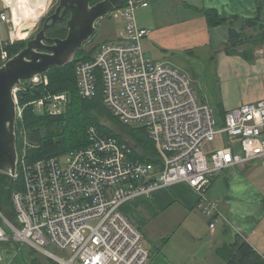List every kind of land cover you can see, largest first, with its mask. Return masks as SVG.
<instances>
[{"label": "built area", "instance_id": "1", "mask_svg": "<svg viewBox=\"0 0 264 264\" xmlns=\"http://www.w3.org/2000/svg\"><path fill=\"white\" fill-rule=\"evenodd\" d=\"M148 6L149 0H127L111 13L112 19H124L126 35L101 44L91 61L80 62L76 81L83 99L95 97L101 87L106 107L121 123L145 128L159 163L135 159L128 141L95 126L89 129V145L65 160L28 163L24 110L31 106L41 114H61L70 96L46 94L22 104L26 81L15 86L16 132L23 147L18 172L9 176L22 175L24 189L12 195L14 220L0 209V264L1 246L10 242L31 246L59 264H148L151 253L141 231L121 211L125 204L184 183L199 194L200 210L214 229L217 204L206 194L215 177L233 167L264 165V100L226 112L220 126L186 74L147 57L142 43L151 31L139 26L136 11ZM0 22L12 24L6 9ZM6 44L0 39V65L11 58ZM48 83L46 75L38 74L30 86ZM221 136L226 138L222 147L205 151ZM50 246L69 252L70 258L53 255Z\"/></svg>", "mask_w": 264, "mask_h": 264}, {"label": "crops", "instance_id": "2", "mask_svg": "<svg viewBox=\"0 0 264 264\" xmlns=\"http://www.w3.org/2000/svg\"><path fill=\"white\" fill-rule=\"evenodd\" d=\"M1 1L3 6L8 3ZM260 3L264 0H149L147 8L136 11L139 26L151 31L143 49L154 61L184 74L192 71L188 66L191 60L202 64L209 59L215 63L218 77L225 80L222 85L227 91L240 86L239 79L244 82L247 91L242 88L237 100L224 92V112L259 103L264 100V43L253 41L258 31L250 27L243 30V43L233 47L229 41L230 27L240 29L255 19ZM209 10L228 23L210 26L205 14ZM119 22L125 24L124 19ZM8 31L9 39L0 38L2 41H11L10 31L15 38L19 35L14 23ZM238 50L246 58L243 61ZM248 60L254 63L249 65ZM231 78L236 84L229 87ZM206 198L217 204L214 229L200 210L199 194L184 183L124 205V213L141 231L143 246L151 253L148 264H225L216 250L233 242L237 234L264 257V165L233 167L219 173Z\"/></svg>", "mask_w": 264, "mask_h": 264}, {"label": "trees", "instance_id": "3", "mask_svg": "<svg viewBox=\"0 0 264 264\" xmlns=\"http://www.w3.org/2000/svg\"><path fill=\"white\" fill-rule=\"evenodd\" d=\"M101 1L103 0H92L91 4L95 5ZM263 9L264 3H260L258 16L255 19L245 22L240 29H237L236 26L230 27L229 43L233 47L244 42L245 38H243L242 33L246 27L257 29L258 35L253 41L264 43ZM205 14L209 25L212 27L228 23V20L221 18L216 11L209 10ZM67 33L65 24H58L48 30L49 37L60 39L66 38ZM27 42L28 40L8 41L4 49L10 57H13L26 47ZM96 50L97 48L90 52H85L83 48L79 51L82 53L80 58L76 56L75 60L69 65L55 67L46 74L49 79L48 85L28 86L21 93L22 104L46 94L67 92L70 96L68 107L61 114H41L31 106L24 110V128L29 140L28 145L25 146L28 163L62 156L88 146L90 142L89 129L92 126L97 127L100 133L114 136L121 141H128L134 151L135 159L154 165L159 163L157 149L154 142L150 139L147 130L121 123L106 107L101 87L98 88L96 96L91 99H83L80 96L76 81L77 65L80 62L91 61ZM219 111L221 116L224 117L225 112L223 109L220 108ZM103 122L111 123L115 128H110L102 124ZM219 122L221 126L222 122ZM22 143L19 131L17 130L19 154L22 153ZM23 189L24 179L22 175L18 179H13L7 174L0 173L1 203L3 202V204L5 203L9 206L12 203L13 193L21 192ZM10 244L14 245L17 243ZM216 252L225 264H264V257L249 244L242 234H237L233 242L217 248ZM52 262L53 264H59L58 262Z\"/></svg>", "mask_w": 264, "mask_h": 264}, {"label": "water", "instance_id": "4", "mask_svg": "<svg viewBox=\"0 0 264 264\" xmlns=\"http://www.w3.org/2000/svg\"><path fill=\"white\" fill-rule=\"evenodd\" d=\"M91 1L59 0L55 12L46 19L43 29L27 42L24 49L0 65V173L14 176L18 172L14 87L20 86L23 81H26L25 87H28L38 74L46 75L55 67L72 63L77 53L96 33L97 22L109 17L127 0H103L95 5ZM62 22H66V38L48 37L47 29ZM199 96L206 103L201 91Z\"/></svg>", "mask_w": 264, "mask_h": 264}, {"label": "rangeland", "instance_id": "5", "mask_svg": "<svg viewBox=\"0 0 264 264\" xmlns=\"http://www.w3.org/2000/svg\"><path fill=\"white\" fill-rule=\"evenodd\" d=\"M6 2H8L7 4L9 6H6V8H4L5 5L3 6V3L0 0V11L2 12L3 9L4 10L6 9V12H8V15L12 19V24L10 23L9 26L10 27L13 26V23H14V26L16 27V29H18L19 26H21L20 28H23L20 34L17 35V38L13 36L14 41L17 42V41L28 40L31 37V35L33 37V35L41 27V22L44 20L46 16H48L53 11V9L58 4L59 0H27V1L26 0L24 1L23 0H6ZM16 5H18V7ZM27 11H31L32 13L34 12L35 16H37L34 22L31 21L32 23H30L28 22V20L26 22L27 15H25L24 17L21 16L22 13H25ZM38 11L39 13L37 14L36 12ZM13 16L15 17V21H14ZM119 21L122 22L123 18L112 19L109 16V17L99 20L96 24L97 31L93 35L91 40L84 45L83 47L84 51L90 52L91 50L98 48V46H100L101 44L105 42L116 41V39L119 36L121 37V35H126L127 33L126 26L123 22H122L123 23L122 25ZM9 26L6 22H0V38L4 40L9 39V31H8ZM22 36L23 38H20ZM238 52H239L238 54H240L238 56L240 60L243 61L244 59H246L243 53L240 52V50H238ZM77 54H78L77 55L78 58L82 56L81 52ZM202 61H203L202 64H200L199 62H196L195 60H191V63L188 62V66L192 68V71L188 69L187 71H185V73L191 79L192 84L195 87V89L198 91V93L200 90L204 94V97L207 99V104L211 106L213 110L215 111L217 120L223 123L224 117L221 116V113H219L220 112L219 110L223 102L222 99L226 97L224 95V92L228 94V97L231 100L232 99L237 100L238 97L240 96V92L242 91V88L244 89V91H247L246 84L239 79L240 86L232 87L236 83H235V80L231 78L229 80V87H232L231 88L232 90H229V91L224 90L226 89L225 88L226 86L224 87V85H222V81L225 83V80L219 78L220 76L218 77L215 63L210 62L209 59H207L206 61L205 60H202ZM247 63L249 65H252L254 62L252 60H248ZM239 69L240 68H238V70ZM246 83L248 84L247 80H246ZM222 106L225 110L227 109L224 105ZM102 124L110 128H115L111 125V123H108V122H103ZM223 138L224 136L218 137L215 143L205 145L204 147L205 151H210V150H214L215 148L222 147L224 145V141L226 140V138L225 139ZM66 158H67V155L64 154L62 155L61 160H65ZM241 167H246V166H241ZM166 189H169V188H166ZM0 204H1L0 209H2V211L5 213V216L10 221L14 220L15 216L13 215V211H11L13 210L12 205H11L12 203L9 206H7L5 203L3 204V202L2 203L0 202ZM123 209H124V206L121 208V211L124 213ZM203 216L209 219V217H207L205 214ZM215 224H217V221H215ZM10 243L3 244L1 246L2 255H3V260L1 264H53L52 261L57 263L56 260L49 258L48 256L44 255L41 251L34 249L31 246H28L26 244H21V245L14 244L13 245ZM47 250L53 255L61 259L68 260L70 258L69 252L60 251L53 246L47 247ZM76 264H79V263H76Z\"/></svg>", "mask_w": 264, "mask_h": 264}, {"label": "flooded vegetation", "instance_id": "6", "mask_svg": "<svg viewBox=\"0 0 264 264\" xmlns=\"http://www.w3.org/2000/svg\"><path fill=\"white\" fill-rule=\"evenodd\" d=\"M57 6H58V4L56 5V7L53 9V11L48 15V16H46L45 18H44V20L41 22V27L39 28V30L33 35V37H32V35H31V37L28 39V41L29 40H31V39H33L42 29H43V27H44V25H45V22H46V19L49 17V16H51L54 12H55V10H56V8H57ZM69 18V17H68ZM58 24H65L66 25V22H62V23H58ZM58 24H56V25H58ZM55 25V26H56ZM54 27V26H53ZM50 28H48L47 29V31H46V34H47V36H48V30H49ZM49 37V36H48ZM50 38H55V37H50Z\"/></svg>", "mask_w": 264, "mask_h": 264}, {"label": "bare ground", "instance_id": "7", "mask_svg": "<svg viewBox=\"0 0 264 264\" xmlns=\"http://www.w3.org/2000/svg\"><path fill=\"white\" fill-rule=\"evenodd\" d=\"M24 1V0H23ZM27 1V0H26ZM17 7H18V5H16ZM20 6V5H19ZM42 8V7H41ZM29 9V8H28ZM32 12L31 11H27V12H25V13H22L21 14V16H25V15H27V19H26V22H27V20H28V22H30V23H32V22H34L35 20H36V18H37V16H35V13L33 12L32 14H31ZM37 14L39 13V11L38 12H36ZM35 16V17H34ZM33 17V18H32ZM33 20H32V19ZM32 21V22H31ZM21 23H23V22H21ZM28 24V23H27ZM22 29L23 28H19V29H17L18 30V33L20 34V32L22 31ZM13 36H14V34H13ZM15 37H16V35H15Z\"/></svg>", "mask_w": 264, "mask_h": 264}]
</instances>
